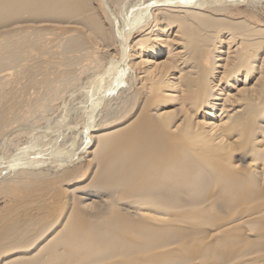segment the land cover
I'll return each instance as SVG.
<instances>
[{
	"label": "bare ground",
	"instance_id": "bare-ground-1",
	"mask_svg": "<svg viewBox=\"0 0 264 264\" xmlns=\"http://www.w3.org/2000/svg\"><path fill=\"white\" fill-rule=\"evenodd\" d=\"M0 204L3 264H264V0H0Z\"/></svg>",
	"mask_w": 264,
	"mask_h": 264
},
{
	"label": "snow or ice",
	"instance_id": "snow-or-ice-1",
	"mask_svg": "<svg viewBox=\"0 0 264 264\" xmlns=\"http://www.w3.org/2000/svg\"><path fill=\"white\" fill-rule=\"evenodd\" d=\"M132 11L135 12V11H137V9L135 7H133ZM109 70H111V68ZM120 74L123 75L124 73L121 72ZM92 96H95L94 92L92 93ZM28 153H29V148L28 147H22L21 149H19L18 153L13 157V161L14 162L11 163L9 166L10 167H18L19 164L16 163L15 161H18L21 155H27ZM0 264H3V262L0 261Z\"/></svg>",
	"mask_w": 264,
	"mask_h": 264
},
{
	"label": "rangeland",
	"instance_id": "rangeland-1",
	"mask_svg": "<svg viewBox=\"0 0 264 264\" xmlns=\"http://www.w3.org/2000/svg\"><path fill=\"white\" fill-rule=\"evenodd\" d=\"M2 207V205L0 204V208Z\"/></svg>",
	"mask_w": 264,
	"mask_h": 264
}]
</instances>
